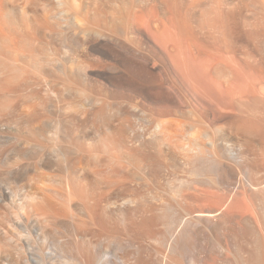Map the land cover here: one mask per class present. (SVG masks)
Returning <instances> with one entry per match:
<instances>
[{
	"label": "bare ground",
	"instance_id": "bare-ground-1",
	"mask_svg": "<svg viewBox=\"0 0 264 264\" xmlns=\"http://www.w3.org/2000/svg\"><path fill=\"white\" fill-rule=\"evenodd\" d=\"M261 66L264 0H0V264H264Z\"/></svg>",
	"mask_w": 264,
	"mask_h": 264
},
{
	"label": "rangeland",
	"instance_id": "rangeland-1",
	"mask_svg": "<svg viewBox=\"0 0 264 264\" xmlns=\"http://www.w3.org/2000/svg\"><path fill=\"white\" fill-rule=\"evenodd\" d=\"M263 67H264V66H261L260 68H263ZM259 105H260V103H259L256 107L259 108ZM256 107H255V112H256V114H258L259 110H261L260 113H261L262 115L260 114L261 117H260V115H259V117L262 118V117L264 116V109H263V108H264V103L262 102V104L260 105L261 108H259V110H257Z\"/></svg>",
	"mask_w": 264,
	"mask_h": 264
}]
</instances>
